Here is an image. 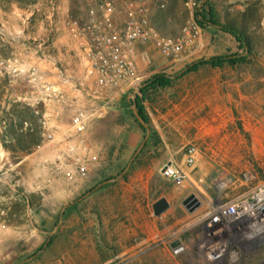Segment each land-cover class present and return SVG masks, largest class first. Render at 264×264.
Returning <instances> with one entry per match:
<instances>
[{
	"label": "rangeland",
	"instance_id": "374dc122",
	"mask_svg": "<svg viewBox=\"0 0 264 264\" xmlns=\"http://www.w3.org/2000/svg\"><path fill=\"white\" fill-rule=\"evenodd\" d=\"M124 1L0 0V55L35 63L55 83L80 77L74 30L99 23L102 4L118 12ZM204 1L147 0L159 30L178 35L195 24L199 36L193 54L167 70L159 71L158 62L173 60L149 51L153 62L143 81L214 56L242 60L201 67L147 93L148 127L162 140L142 155L146 132L133 114L134 91L120 96L90 125L89 139L108 146L106 165L78 192L45 185V170L30 155L40 140L39 119L9 104L8 80L0 75V264H207L198 237L209 214L264 183V0H206L201 7ZM209 6L244 44L210 23L196 24L197 8L205 13ZM189 146L196 148L191 166ZM168 162L185 170L181 184L161 174ZM191 194L201 201L193 213L183 205ZM163 198L168 207L155 212ZM217 264H264V249Z\"/></svg>",
	"mask_w": 264,
	"mask_h": 264
},
{
	"label": "built area",
	"instance_id": "2783aa9c",
	"mask_svg": "<svg viewBox=\"0 0 264 264\" xmlns=\"http://www.w3.org/2000/svg\"><path fill=\"white\" fill-rule=\"evenodd\" d=\"M100 9L99 23L81 28L83 32L76 28L72 34L82 52L80 77L55 83L49 71L35 63L0 55L9 104L30 110L40 122V140L30 155L39 158L45 185L66 193L80 191L91 175L105 167L108 146L89 139L90 125L104 117L120 96L141 85L153 62L149 51L179 62L198 45L195 24L178 35L159 30L147 0H125L118 12L108 3ZM195 159L196 148L189 146L186 165H193ZM161 174L177 184L186 179L185 170L172 162L163 166ZM205 226L210 237L202 241L199 254L207 264L257 255L264 249V183L222 201Z\"/></svg>",
	"mask_w": 264,
	"mask_h": 264
},
{
	"label": "trees",
	"instance_id": "16d2710c",
	"mask_svg": "<svg viewBox=\"0 0 264 264\" xmlns=\"http://www.w3.org/2000/svg\"><path fill=\"white\" fill-rule=\"evenodd\" d=\"M207 1L205 0L201 7H205ZM201 7H198L195 12V22L196 24L204 28L205 23H210L212 26L219 28L221 31L228 33L235 37L237 42L244 44L242 36L234 29L221 26L216 19L214 10L209 6L207 12L204 13ZM242 59H237L236 56H214L208 59L198 60L187 65L183 70H181L176 75H170L166 73H160L151 76L149 79L142 82L140 92L135 95L134 102L137 104V110L140 116L145 120L146 124H149V118L146 113L144 102L147 100V93L156 92L161 89H166L172 87L177 80L181 77L198 71L201 67H212V68H222L226 64H237ZM140 125V124H139ZM140 128L146 132V129L140 125ZM39 142V141H38ZM159 142L157 133L154 130H151L148 136L146 143L141 151V155L144 154L152 146L156 145Z\"/></svg>",
	"mask_w": 264,
	"mask_h": 264
},
{
	"label": "water",
	"instance_id": "95a60500",
	"mask_svg": "<svg viewBox=\"0 0 264 264\" xmlns=\"http://www.w3.org/2000/svg\"><path fill=\"white\" fill-rule=\"evenodd\" d=\"M140 92V88H137L135 91H134V94L137 95L138 93ZM132 110H133V114L134 116L136 117V119L138 120V122L140 123V125L142 127H144L146 129V136L144 138V141L141 145V147L139 148V151L140 149L144 146L148 136H149V133H150V129L148 127V125L146 124L145 120L140 116L138 110H137V104L136 102H133V105H132ZM138 151V152H139ZM131 163V162H130ZM130 165V164H129ZM111 182L110 180L105 182V183H109ZM100 187V186H98ZM98 187H96L95 189H97ZM91 192H88L84 197H86L87 195H89ZM82 199V198H81ZM183 205L185 206V208L190 212V213H193L195 212L200 206H201V201L196 197V195L194 194H191L190 196H188L184 201H183ZM168 207V202L166 199H161L159 201H157L154 205H153V208H154V211L155 212H158V211H162L164 209H166ZM172 246L173 247H177L175 249V252H179L183 249V247L180 245V241L179 240H175L173 243H172Z\"/></svg>",
	"mask_w": 264,
	"mask_h": 264
},
{
	"label": "crops",
	"instance_id": "0c3cea01",
	"mask_svg": "<svg viewBox=\"0 0 264 264\" xmlns=\"http://www.w3.org/2000/svg\"><path fill=\"white\" fill-rule=\"evenodd\" d=\"M168 62H171V64L170 65H166L165 64L166 63L165 61L164 62L163 61H159L158 62V65L160 67H162L159 71H163L164 69L165 70L170 69V68H172V67H174V66H176L178 64V61H168ZM163 66H165V67H163ZM158 133H159L158 134L159 138L162 140V136H161L160 131H158ZM203 228H204V234H201V236L198 237V244H201L202 241L204 240V238H206V237H208V235H210L209 228L207 226H205V225L203 226Z\"/></svg>",
	"mask_w": 264,
	"mask_h": 264
},
{
	"label": "bare ground",
	"instance_id": "6f19581e",
	"mask_svg": "<svg viewBox=\"0 0 264 264\" xmlns=\"http://www.w3.org/2000/svg\"><path fill=\"white\" fill-rule=\"evenodd\" d=\"M14 167H15V165H14ZM208 243H209V241H208Z\"/></svg>",
	"mask_w": 264,
	"mask_h": 264
}]
</instances>
